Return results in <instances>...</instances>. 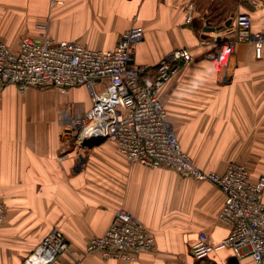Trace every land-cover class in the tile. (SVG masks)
Segmentation results:
<instances>
[{
  "label": "crops",
  "instance_id": "1",
  "mask_svg": "<svg viewBox=\"0 0 264 264\" xmlns=\"http://www.w3.org/2000/svg\"><path fill=\"white\" fill-rule=\"evenodd\" d=\"M189 5L192 24L185 22ZM239 14L251 16L254 32H264V0H0V37L13 47L23 34L38 39L44 26L55 40L111 50L123 32L141 26L145 38L135 47V64L153 66L176 49L190 50L193 62L161 90V100L183 150L202 170L222 173L227 161L214 160L233 159L237 144H249L256 156V146L264 148V59L256 60L252 44L229 36ZM230 41L236 42L235 71L217 86L206 71L209 54ZM78 91L87 94L84 87L72 89L67 100ZM13 95L6 87L0 100ZM25 106L20 112L18 103H0V199L7 208L0 264H23L53 228L69 243L54 264H194L191 249L201 232L214 245L228 236L219 220L225 197L212 183L131 163L111 141L85 151L60 136L59 124L53 133L49 117L56 124L58 105ZM121 208L154 236V250L132 262L89 253L88 242L105 234ZM232 258L225 248L202 264H231ZM236 264L255 263L246 256Z\"/></svg>",
  "mask_w": 264,
  "mask_h": 264
},
{
  "label": "built area",
  "instance_id": "2",
  "mask_svg": "<svg viewBox=\"0 0 264 264\" xmlns=\"http://www.w3.org/2000/svg\"><path fill=\"white\" fill-rule=\"evenodd\" d=\"M193 12L194 6L189 5L186 24L193 23ZM236 25V42L252 44L256 60H263L264 32L252 30L248 14L236 16ZM40 37L22 36L15 48L0 39V94L9 86L22 94L31 88L68 92L84 87L90 107L83 110L76 103L65 114L83 139L114 142L131 163L167 168L183 178L210 182L224 194L219 220L229 228V234L214 245L208 234L201 232L191 249L194 264H202L211 253L225 248L238 259L251 256L255 264H264V177L253 179L245 163L233 162L222 173L199 168L183 150L161 100V90L193 62L190 50L176 49L153 66L135 64V47L145 38L141 26L123 32L111 50L91 49L77 40H55L46 29ZM236 42L220 45L209 54L222 76L231 64ZM76 108L82 112H73ZM6 214L0 199V224ZM154 248V236L124 208L115 213L103 236L87 244L89 253L129 262ZM68 251L63 232L53 228L23 264H54Z\"/></svg>",
  "mask_w": 264,
  "mask_h": 264
},
{
  "label": "rangeland",
  "instance_id": "3",
  "mask_svg": "<svg viewBox=\"0 0 264 264\" xmlns=\"http://www.w3.org/2000/svg\"><path fill=\"white\" fill-rule=\"evenodd\" d=\"M235 22H236V20H235ZM43 27L44 26L41 27L42 29H40V31L45 32L46 27H44V29H43ZM232 29L233 30L229 33V36H231L233 38L235 36V40H236L237 25H235ZM46 32H47V30H46ZM22 36H29L30 37V35H28V34H23ZM40 36H41V33H40ZM40 36L38 37V39L41 38ZM233 38H231V39H233ZM0 39L4 41V39H2L1 37H0ZM4 42H6V41H4ZM227 43H229V42H227ZM17 45H18V43H16V45L13 47L15 48ZM206 71H211L214 73L215 85L223 86L226 84L225 83L226 82V76L234 74L235 63L227 65V67L225 69L226 74L224 76H222V74L218 73L214 69V66L211 64L209 65V69L207 68ZM10 89L13 90L14 95L9 97L8 100H4V101L6 103L11 104V105L18 103V105H19L18 111H20V112L23 110V108H26L25 105H28V103L31 105H35V106H36V104H41V105L49 104V105H53V106L58 105L59 117L57 118L56 124L53 125L50 122V121H53V119H51L52 117H49L50 118L49 124L52 126L53 133L56 134V131L58 130L57 126L59 124V126H60L59 132H60L61 137L65 136L64 139H66L67 141H70V140L77 141L80 144L79 146L81 147V149H83L85 151H86V149L89 148L88 146H85V144H86V142H88V140L83 139L78 134V130L75 128V125L68 123L67 118L65 116L66 112L68 111V108L69 107L71 108V106L76 104V103H80L81 108H83V110L88 109L90 107L89 97L87 96L85 91H78V92L73 93L71 96L72 98H70L73 101H68L66 98L67 96L65 94V93H67L66 91L64 92L62 90H59V89L53 88V87L33 88L31 90L29 89L24 94L20 93L19 90L15 86H10ZM33 94H37V95L33 96ZM4 101L0 100V103H3ZM54 111H55V109H54ZM49 112L51 114L52 109H50V111H48V113ZM73 112H75V113L82 112V109L76 108V110L73 109ZM48 113L44 110L43 113H39V116L42 118V115H45ZM178 136L180 139L179 134H178ZM206 136L210 137V134H208ZM89 141H94V140H89ZM96 145H98V144H96ZM240 145H242V144H237V148L233 149V155H234L233 159H231V158L223 159L224 157L223 158L220 157V159H215L214 161L217 162V164H221L222 162L226 164V161H227L228 165L233 163V162H235V163L242 162V161L247 162L248 165H250V168H251L250 171H251L253 179H257L259 177H264V148L263 147L259 148L256 146V148L259 149V154H258V156H256V155L252 154L253 149L249 146V144H243L245 146L244 149H240V147H239ZM242 155L245 158L244 157H243V159L238 158ZM201 161L202 162H205V161L208 162V160H201Z\"/></svg>",
  "mask_w": 264,
  "mask_h": 264
},
{
  "label": "water",
  "instance_id": "4",
  "mask_svg": "<svg viewBox=\"0 0 264 264\" xmlns=\"http://www.w3.org/2000/svg\"><path fill=\"white\" fill-rule=\"evenodd\" d=\"M209 29V31H216V29L215 28H208ZM220 28H218L217 30H219ZM96 142L95 141H89L88 140V142H86V144H85V146H88L89 148H92L94 145H96V144H98V142L95 144ZM231 264H236L237 263V258H232V260H231V262H230Z\"/></svg>",
  "mask_w": 264,
  "mask_h": 264
},
{
  "label": "bare ground",
  "instance_id": "5",
  "mask_svg": "<svg viewBox=\"0 0 264 264\" xmlns=\"http://www.w3.org/2000/svg\"><path fill=\"white\" fill-rule=\"evenodd\" d=\"M131 213V212H130Z\"/></svg>",
  "mask_w": 264,
  "mask_h": 264
}]
</instances>
